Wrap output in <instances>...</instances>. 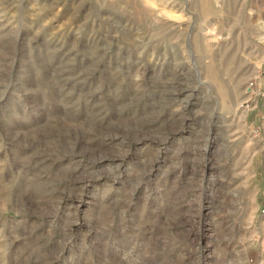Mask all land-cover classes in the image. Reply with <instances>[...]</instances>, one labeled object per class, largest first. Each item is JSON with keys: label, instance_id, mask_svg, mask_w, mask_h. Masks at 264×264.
Wrapping results in <instances>:
<instances>
[{"label": "rangeland", "instance_id": "rangeland-1", "mask_svg": "<svg viewBox=\"0 0 264 264\" xmlns=\"http://www.w3.org/2000/svg\"><path fill=\"white\" fill-rule=\"evenodd\" d=\"M257 30L264 0H0V264H264Z\"/></svg>", "mask_w": 264, "mask_h": 264}, {"label": "bare ground", "instance_id": "bare-ground-1", "mask_svg": "<svg viewBox=\"0 0 264 264\" xmlns=\"http://www.w3.org/2000/svg\"><path fill=\"white\" fill-rule=\"evenodd\" d=\"M234 1V0H233ZM232 3H234V2H232ZM232 8V7H231ZM230 8V9H231ZM243 8V7H242ZM262 13V12H261ZM212 15V14H211ZM215 15V14H214ZM250 25V24H249ZM210 26V25H209ZM207 28H209V27H207ZM213 28V27H212ZM202 30H205V29H202ZM201 30V31H202ZM207 31H208V29H206ZM188 33V36H187V38H186V41H187V49H186V51H187V53L188 54H190V55H192V54H194V48H193V45H194V42H195V40H196V36L194 35V32H193V30H192V28H190L189 27V32H187ZM258 37H259V39L260 40H262V41H264V31H259V30H257L256 32H254ZM200 38H201V40L202 39H205L206 38V35L205 34H200ZM245 41V40H244ZM203 44V43H202ZM186 47V46H185ZM245 47V46H244ZM228 53V52H227ZM225 54V59L223 60L225 63H226V65H225V63H222V62H219L217 65H216V75L217 76H221V75H225L226 73H228V72H230V71H232L233 72V70L240 64L239 62H237V58L235 59V57H233L231 54ZM230 53H232V52H230ZM222 59V58H221ZM241 67V66H240ZM212 70V69H211ZM231 73V72H230ZM217 78V77H216ZM204 79V78H203ZM223 80V79H222ZM228 81V80H227ZM230 82V81H229ZM215 83V82H214ZM214 83H212V84H214ZM205 84V83H204ZM209 84V83H208ZM223 84V83H222ZM225 86L224 85H221V87H222V92H224V94H225V96H229V94H230V96L228 97V98H230L232 95H231V93H228L229 92V86L227 85V82L225 81ZM230 84V83H229ZM215 85V84H214ZM213 85V86H214ZM231 87V86H230ZM214 88H215V86H214ZM219 88V87H218ZM217 88V89H218ZM223 94V93H222Z\"/></svg>", "mask_w": 264, "mask_h": 264}, {"label": "built area", "instance_id": "built-area-1", "mask_svg": "<svg viewBox=\"0 0 264 264\" xmlns=\"http://www.w3.org/2000/svg\"><path fill=\"white\" fill-rule=\"evenodd\" d=\"M247 264H250V263H247Z\"/></svg>", "mask_w": 264, "mask_h": 264}]
</instances>
